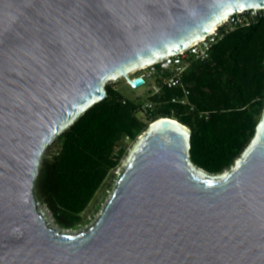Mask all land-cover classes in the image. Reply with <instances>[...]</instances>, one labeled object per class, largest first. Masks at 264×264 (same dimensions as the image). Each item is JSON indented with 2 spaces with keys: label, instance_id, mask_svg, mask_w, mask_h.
I'll return each instance as SVG.
<instances>
[{
  "label": "water",
  "instance_id": "water-1",
  "mask_svg": "<svg viewBox=\"0 0 264 264\" xmlns=\"http://www.w3.org/2000/svg\"><path fill=\"white\" fill-rule=\"evenodd\" d=\"M264 0H0V264H264V109L226 171L192 160L191 129L152 122L100 215L54 227L36 181L48 148L107 85L187 51Z\"/></svg>",
  "mask_w": 264,
  "mask_h": 264
},
{
  "label": "trees",
  "instance_id": "trees-1",
  "mask_svg": "<svg viewBox=\"0 0 264 264\" xmlns=\"http://www.w3.org/2000/svg\"><path fill=\"white\" fill-rule=\"evenodd\" d=\"M263 61L261 10L249 26L220 39L209 62L195 61L184 75L194 109L172 102L184 98L182 89L164 88L163 95L150 92L147 100L156 106L144 113L147 100L129 99L115 85H107V97L62 133L57 139L61 149L51 160L43 159L37 198L63 228L83 224V212L128 153L125 142L136 141L152 122L166 117L191 129L196 165L213 174L229 169L255 135L264 109Z\"/></svg>",
  "mask_w": 264,
  "mask_h": 264
},
{
  "label": "built area",
  "instance_id": "built-area-1",
  "mask_svg": "<svg viewBox=\"0 0 264 264\" xmlns=\"http://www.w3.org/2000/svg\"><path fill=\"white\" fill-rule=\"evenodd\" d=\"M260 11L261 10L253 9L230 16L223 23L219 24L208 37L195 42L187 51L179 55L169 56L154 65L131 73L129 74L130 79L135 80L137 78H143L145 80L143 85L147 84L148 80L151 81L155 79V82H153L150 87L152 95H163L164 88H180L183 90L184 98H179L177 96L173 98L172 102L189 105L194 109L195 107L188 99L190 90L183 82L184 75L190 70L195 61L201 63L209 62L212 58V49L214 45L224 36L235 31L238 27L249 26L255 18L259 16ZM159 72H161V74L157 76ZM125 80L128 86L137 89L131 85L129 80ZM155 106L156 104L153 101L147 100L142 105V109L144 113H149L154 110ZM205 117H208V113L205 114ZM128 138L129 137H127V139Z\"/></svg>",
  "mask_w": 264,
  "mask_h": 264
},
{
  "label": "rangeland",
  "instance_id": "rangeland-1",
  "mask_svg": "<svg viewBox=\"0 0 264 264\" xmlns=\"http://www.w3.org/2000/svg\"><path fill=\"white\" fill-rule=\"evenodd\" d=\"M139 74H141V73H139ZM153 82H155V79H152L151 81L148 80L147 84H145L142 87H139L137 89H133L130 86H128L126 84L125 79L120 80L116 84L113 83V85H115L118 89H120V91L123 93V95L125 97H127L129 99H136V98L140 97L141 100L145 101V100H147L148 96L150 95V92H152L150 90V87H151ZM135 142L136 141H130V140H127L125 142V146L128 149V153L132 149ZM61 145H62L61 141L56 140L46 151L44 159L51 160L52 157L58 151H60ZM128 153L124 157L122 164L126 160ZM122 164L114 172L109 174V176L107 177V179L103 183L102 187L99 189V191L96 193L93 200L90 202V204L88 205L86 210L83 212V219H84L83 224L79 225L78 227H76L74 229H71L72 231L84 230L100 215V213L102 212L105 204L107 203V201H108V199H109V197L113 191V188H114L116 181H117L118 173L122 169ZM38 200L40 201L39 208L43 209L45 211V215L48 218V220L50 221V223L54 227H57L60 229H65L57 223V221L55 220L52 212L49 210L47 205L42 200H40V199H38Z\"/></svg>",
  "mask_w": 264,
  "mask_h": 264
}]
</instances>
